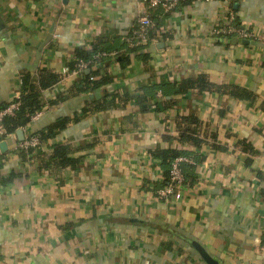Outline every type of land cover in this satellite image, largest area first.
Instances as JSON below:
<instances>
[{
  "label": "crops",
  "instance_id": "crops-1",
  "mask_svg": "<svg viewBox=\"0 0 264 264\" xmlns=\"http://www.w3.org/2000/svg\"><path fill=\"white\" fill-rule=\"evenodd\" d=\"M143 11L149 41L131 51ZM229 13L253 37L216 36ZM0 20V107L20 94L23 72L43 70L61 78L40 91L24 136L68 119L26 158L13 137L0 140V264H206L193 241L218 264H264V0H179L166 11L144 0H0ZM92 47L112 57L102 68L112 81L98 88L62 74ZM199 77L213 87L177 92ZM105 92L114 106L93 109ZM182 120L202 160L179 199L160 197L155 151L190 146L176 140ZM59 144L76 167L39 170Z\"/></svg>",
  "mask_w": 264,
  "mask_h": 264
},
{
  "label": "trees",
  "instance_id": "trees-1",
  "mask_svg": "<svg viewBox=\"0 0 264 264\" xmlns=\"http://www.w3.org/2000/svg\"><path fill=\"white\" fill-rule=\"evenodd\" d=\"M237 24L239 22L236 20ZM149 36V33H148ZM141 47V46H140ZM138 49V47H132L131 51ZM104 52L103 49H98L96 47H92L90 50L78 49L76 54L70 59L69 62L66 63V66L69 70L76 69L78 63L80 61L87 62V68L83 69L81 72L80 80L83 82L91 83L93 88H98L106 83H110L112 80L108 73L102 72V68L106 67L110 61L111 56H103L99 57L98 55ZM114 60L119 63L128 62V56L126 54H122L117 52L114 56ZM101 64V66H97ZM87 70V71H86ZM90 77H93L90 80ZM60 74L48 73L46 71H39L37 74L30 73L29 71L23 72L20 77L21 84V92L19 97V107L15 111V113L11 116H6L1 121L0 126L3 129V134H0V140L6 138L7 136L13 134L18 128H23L30 122H32V116H34L37 112H41L43 107L41 90L52 87L59 79ZM197 87L198 89L210 90L213 86L208 81L202 78H196L193 80H186L181 82L178 86H176L177 92L184 93L189 88ZM218 89V88H216ZM150 91L147 87H143L142 96L138 97V103L141 105L147 102V98L150 96ZM111 96L108 92L104 93L103 99L100 101L95 100L91 103L92 108L95 110H100L104 108L113 107L111 103H108L106 99ZM60 97H56L55 100H51L50 104H56V101L59 100ZM103 102V103H102ZM102 103V104H101ZM193 122L192 119H190ZM68 119L66 117L56 118L53 122L47 123L45 127L38 129L36 132H33L32 135H36L39 138L40 145L45 144V142L49 141L51 138L55 137L66 125ZM182 120L178 126V135L176 140L180 143H187L190 145L189 147L176 148L174 144H170L169 147L156 150L155 155L160 158V164L162 168L163 182L161 186L163 188L168 185H172L170 169L173 160L178 156L187 157L192 162H181L180 168L182 173V181L180 183V189L183 190L187 187L191 182L195 181V170L197 164L200 163L201 157H199L195 148L199 147L202 143L200 138L196 135L195 129L187 128L183 126ZM173 142V141H172ZM13 151L19 152L24 158H26L27 154H30L34 151V148H29L27 151L23 149H14ZM79 159L71 158L69 154V147L64 144L54 145L52 146V150L50 153L43 152L39 158V170H51L53 166L60 167H76ZM1 169V163H0ZM13 178L11 174L7 179H3V183L8 182ZM162 188V189H163ZM161 197V196H160Z\"/></svg>",
  "mask_w": 264,
  "mask_h": 264
},
{
  "label": "built area",
  "instance_id": "built-area-1",
  "mask_svg": "<svg viewBox=\"0 0 264 264\" xmlns=\"http://www.w3.org/2000/svg\"><path fill=\"white\" fill-rule=\"evenodd\" d=\"M179 0H144L145 5L147 8H164V10H170L176 6ZM201 1H215V0H201ZM230 12V11H229ZM153 27V21L150 18L148 12L143 11L140 13L136 20V25L134 29L132 30L130 36L127 38V41L131 47H140L148 43V33L150 29ZM213 32L216 36H235L237 39H245V38H251L253 37L252 32L250 29L246 26H244L242 23L237 24L234 16L229 13V15L226 16L225 21L222 22L221 25L217 24L213 28ZM259 40L264 43V35L259 38ZM110 54L106 52H101L98 56H108ZM87 68V62L80 61L78 63V66L76 69L69 70L67 66H65L62 69V74H76L80 75L82 70ZM93 77H90V80H92ZM15 97L10 103H8L5 106L0 107V123L6 116H11L15 113V111L19 107V100ZM41 115V112H37L34 116H32V121L39 118ZM3 129L0 126V134H3ZM38 146H40L39 138L36 135L27 134L24 136V139L22 141L16 142V145L14 146V149H23L27 151L29 148L36 149ZM192 162L187 157L184 156H178L176 157L172 164L170 169V175H171V181L172 185H168L167 187L158 190V195L161 197H174L176 199H179L182 194V190L180 189V183L183 179L180 163L181 162Z\"/></svg>",
  "mask_w": 264,
  "mask_h": 264
},
{
  "label": "water",
  "instance_id": "water-1",
  "mask_svg": "<svg viewBox=\"0 0 264 264\" xmlns=\"http://www.w3.org/2000/svg\"><path fill=\"white\" fill-rule=\"evenodd\" d=\"M0 24H1V20H0ZM236 40H237L236 37L233 38L234 42ZM246 42H248V40H246ZM9 136L13 137L14 140H16V141H22L24 139V132L21 128H18L13 134H11ZM6 147H7V142L5 139V140L0 142V149L2 151H4V150H6ZM190 244L197 251L199 256L204 260V262L206 264H218V262L211 255H209V253L202 246H200L199 244H197L194 241L190 242Z\"/></svg>",
  "mask_w": 264,
  "mask_h": 264
}]
</instances>
